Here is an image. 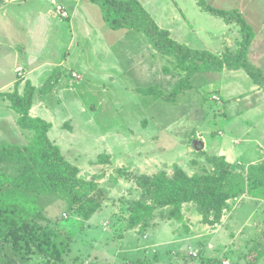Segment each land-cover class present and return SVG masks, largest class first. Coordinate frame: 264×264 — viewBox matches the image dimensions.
<instances>
[{"label": "rangeland", "instance_id": "rangeland-1", "mask_svg": "<svg viewBox=\"0 0 264 264\" xmlns=\"http://www.w3.org/2000/svg\"><path fill=\"white\" fill-rule=\"evenodd\" d=\"M53 1L68 18L56 14ZM137 1L172 40L190 49L226 57L243 40L239 26L202 11L198 0ZM202 1L237 11L246 23L229 9L234 0L219 2L224 8ZM254 36L245 59L264 77V42ZM225 66L194 73L174 100L144 97L137 88L156 86L168 94L187 72L141 33L110 29L99 3L0 0V143H28L2 94H22L29 82L35 88L29 116L49 123L48 138L79 177L105 190L101 208L84 221L61 200L47 203L43 225L72 239L66 264H247L254 244L264 250V197L228 201L217 222L214 214L204 217L185 204L183 223L157 212L145 231L125 224L142 198L141 176H170L175 167L188 176L207 173V158L221 156V149L241 173L264 161V91L244 70Z\"/></svg>", "mask_w": 264, "mask_h": 264}, {"label": "trees", "instance_id": "trees-1", "mask_svg": "<svg viewBox=\"0 0 264 264\" xmlns=\"http://www.w3.org/2000/svg\"><path fill=\"white\" fill-rule=\"evenodd\" d=\"M93 1L100 4L102 18L110 29L141 33L156 52L187 72L168 94L149 86L137 88L140 95L156 100L162 95L163 100H174L189 87L188 79L194 73L220 71L223 65L244 70L251 82L264 91V77L245 59L253 39L252 30L237 11L216 9L202 0L196 3L211 16L240 27L243 40L236 54L221 57L172 40L169 32L160 29L137 0ZM34 94L35 88L29 82L22 94L17 90L2 94L17 114L16 124L29 140L23 145L0 143V264H66L64 257L70 252L72 239L43 225L49 221L44 214L47 203L61 200L68 212L84 221L101 208L106 198L99 183L80 178L77 167L65 160L59 147L48 138L51 125L29 116ZM207 161L212 170L201 175L188 176L175 167L170 176L160 171L151 177H139L137 186L142 198L130 207L126 226L145 231L157 212L161 219L183 223L185 204L193 205L204 217L214 214L213 220L217 222L228 201L242 195L264 197V161L249 165L245 173L234 170L223 156L209 157ZM263 256L264 250L254 244L245 261L257 264Z\"/></svg>", "mask_w": 264, "mask_h": 264}, {"label": "crops", "instance_id": "crops-1", "mask_svg": "<svg viewBox=\"0 0 264 264\" xmlns=\"http://www.w3.org/2000/svg\"><path fill=\"white\" fill-rule=\"evenodd\" d=\"M219 2H222V0H213V5L218 8H224ZM229 9L238 10L240 13H242V15L244 16L243 18H245L246 24L254 29L251 30L253 31L252 33L255 32V36H253L256 38V41L258 43L264 42V0H234L232 1V4L229 5ZM212 53L217 54L218 52ZM222 151L226 152V155L229 156L227 150L221 149L220 152ZM223 153H221L220 155L226 156Z\"/></svg>", "mask_w": 264, "mask_h": 264}, {"label": "built area", "instance_id": "built-area-1", "mask_svg": "<svg viewBox=\"0 0 264 264\" xmlns=\"http://www.w3.org/2000/svg\"><path fill=\"white\" fill-rule=\"evenodd\" d=\"M52 5L55 6V11L56 14L61 18V19H66L69 17L68 12L66 11V9L61 6V5H56V3L53 1ZM193 256H196V254L194 253ZM223 264H227V262H224Z\"/></svg>", "mask_w": 264, "mask_h": 264}]
</instances>
